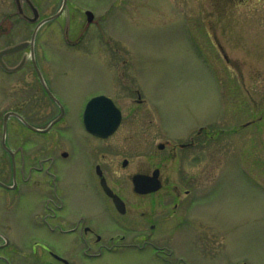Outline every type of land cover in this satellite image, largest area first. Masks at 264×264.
Wrapping results in <instances>:
<instances>
[{
  "label": "rangeland",
  "instance_id": "1",
  "mask_svg": "<svg viewBox=\"0 0 264 264\" xmlns=\"http://www.w3.org/2000/svg\"><path fill=\"white\" fill-rule=\"evenodd\" d=\"M79 1L101 15L105 47H67L50 28L38 34L54 86L68 101L56 129L72 155L59 169L71 171L73 209L101 231L114 229L118 212L81 171L99 163L128 198L130 211L120 217L138 234L154 219L152 242L173 254L165 262L153 250H129L78 263L175 264L183 254L180 264H264V0ZM13 3L0 0V20ZM12 21L19 16L6 17ZM17 28L0 29V48L31 35ZM99 93L116 98L124 114L106 148L82 122L86 102ZM157 167L162 189L137 197L131 176ZM146 204L151 211L143 215Z\"/></svg>",
  "mask_w": 264,
  "mask_h": 264
},
{
  "label": "flooded vegetation",
  "instance_id": "2",
  "mask_svg": "<svg viewBox=\"0 0 264 264\" xmlns=\"http://www.w3.org/2000/svg\"><path fill=\"white\" fill-rule=\"evenodd\" d=\"M13 2L12 7H5L2 12L0 29L18 27L32 32L29 37L0 48L2 51L19 43H29L22 50L0 55V70L4 74L0 79V264H79L77 259L80 257L98 259L129 250H153L167 262L173 251L170 247L152 242L156 229L154 219L149 217L152 219L150 229L138 234L131 223L120 217L130 211L128 198L115 188L107 169L96 163L94 169L81 171L87 178L86 182L94 177L99 186L98 193L108 198L118 212L112 221L114 229L109 231L94 227L88 217L83 216V211L76 214L72 205L74 182L71 171L59 169L60 163L72 157L68 145L59 140L56 129V125L68 113V101L54 86L53 69L42 42H38V34L40 30L50 28L59 37L63 33L64 37L61 38L67 47L86 43L93 50L94 41H98L100 49L105 45V34L100 30L101 15H97V9H91V5L79 0ZM11 14L19 16L20 21L7 23L6 17ZM36 29L38 31L32 44ZM102 54L105 57V53ZM136 91L139 95L137 103L142 104V94ZM112 99L123 115L114 133L97 136L88 132L82 115L85 131L102 147L106 146L104 141L118 132L124 119L120 104L116 98ZM180 146L186 147L183 143ZM128 162L127 159L123 166H127ZM154 170H140L131 176L137 197L152 196L162 189L164 180L159 169L157 179L161 184L160 189L148 192L135 190L134 175L141 173L153 177ZM104 184L124 200L123 211L118 210L114 199L104 190ZM174 196L173 213L180 209V192ZM148 211H151V206L146 204V210L141 213L146 215ZM181 220L182 224L185 219L182 217ZM73 250H79L76 251L77 257ZM180 262L185 263L183 254L177 256L175 264Z\"/></svg>",
  "mask_w": 264,
  "mask_h": 264
},
{
  "label": "water",
  "instance_id": "3",
  "mask_svg": "<svg viewBox=\"0 0 264 264\" xmlns=\"http://www.w3.org/2000/svg\"><path fill=\"white\" fill-rule=\"evenodd\" d=\"M37 31L38 29H36L33 34L32 42H31L32 44L34 43ZM28 44L29 43L25 42V43H19L15 46L8 47L0 51V55H3L4 53L17 52L19 50H22ZM84 118H85V125L90 132L101 136H107L111 134L118 127L121 121V111L115 106L112 99L104 95L96 96L92 98L88 103L85 110ZM159 147L164 148L165 144L161 143ZM158 173H159V169H156L154 176V184L151 186L145 184L147 180L146 177H144L143 175H135L134 176V181L136 185L135 189L139 192H148L160 188L161 184L160 181L157 179ZM151 180H153V178ZM105 189L110 195L114 197L115 202L118 203V205L122 204L120 202L121 199L119 198V196L114 194V192L109 187L105 186Z\"/></svg>",
  "mask_w": 264,
  "mask_h": 264
}]
</instances>
